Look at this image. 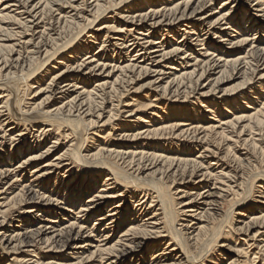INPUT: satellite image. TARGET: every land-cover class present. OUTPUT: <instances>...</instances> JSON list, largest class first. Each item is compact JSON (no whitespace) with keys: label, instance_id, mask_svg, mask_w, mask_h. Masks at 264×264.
I'll list each match as a JSON object with an SVG mask.
<instances>
[{"label":"bare ground","instance_id":"obj_1","mask_svg":"<svg viewBox=\"0 0 264 264\" xmlns=\"http://www.w3.org/2000/svg\"><path fill=\"white\" fill-rule=\"evenodd\" d=\"M217 1L92 0L88 4L86 0H0V52L6 53L0 58V264H4L3 259L10 253L17 257L9 259L7 264H41L38 259H32L36 258V246L40 243L58 250L78 251L88 247L87 257L84 260L76 258L77 262L73 264H130L135 257H139V264H221L223 259L219 258L222 254H217V249L223 246L218 247L217 242L223 234L231 242L235 231L230 226L234 208L245 201L244 196L248 193V190L239 195L237 193L245 184L242 180L243 166L240 165L242 162L236 165L235 159L230 166L232 161H227V156L231 155L233 145L230 147L228 142L233 136L240 141L245 132L264 128V99L259 102L264 97V86L259 85L257 89L253 82L250 83L251 78L244 80L245 75L253 76L264 68V0H252L256 1L254 11L258 14L255 20L245 14V18L242 16L245 11L241 0H225L219 7L221 11L202 15ZM233 2L237 5L228 7ZM241 8L239 19L231 21L230 16L235 14L232 10L235 12ZM110 13L113 17H108ZM53 14L56 16L54 19L44 22V16L52 17ZM98 22L101 23L97 25ZM14 25L23 28L22 32L13 29ZM94 25L97 27L93 33L104 32V38L98 49L100 54L89 56V44L92 42L82 47L80 40ZM73 27L74 30H71ZM174 30L182 32L181 39L184 40L167 49L170 43L167 44V36H176ZM61 31L69 34L66 36ZM229 33L236 35L229 37ZM259 33L261 39H256ZM92 35L86 41L92 39ZM158 36L161 41L155 39ZM211 36L219 39L220 43L227 42L228 48L204 43ZM105 38L109 45L102 49ZM186 40L193 41L194 47L206 46L203 55L190 58L192 65L186 61L191 56ZM108 48L116 55L112 61H109ZM182 50L185 55L180 58ZM84 52L83 59L77 60L78 55ZM34 55L37 58L43 55L44 61L30 70L31 60L36 61ZM101 56L107 59L102 61ZM59 58L63 61L55 65L64 69L53 73L49 63ZM121 59L124 61L120 65L113 64ZM178 60L181 61L179 64L176 63ZM165 68L174 73L160 86ZM228 68L234 76L243 77L245 82L241 86H246L245 89L236 91L233 101H210L212 90L221 82ZM133 73L156 77L147 86L150 85L155 93L159 90L160 94L152 96L154 99H150L148 105L122 101L126 85L131 84L135 76H132ZM215 75L216 78L210 80ZM100 76L103 78L96 79ZM113 77L114 80L109 82ZM47 78L49 82L42 83L44 88L42 85L37 88L32 86ZM263 78L264 74L259 80ZM91 79L96 80L93 87L86 91ZM202 79H209L210 87L197 95L195 101L201 103L199 107H170L174 111L172 114L168 105L160 110L152 109L157 96L165 98L172 95L176 98L184 93L183 102L190 104L186 102L188 94L185 93L187 89H197ZM249 83L253 87L248 88ZM116 85L119 88H115ZM245 90L249 91L244 94ZM32 93L35 97L45 94L37 104L27 106L26 101L34 100V97L29 98ZM114 93L118 97L117 104L110 103L109 110L105 112L107 103L114 100ZM51 100H58L59 105L49 110L46 104ZM217 105L224 109L216 112ZM128 108L127 118L135 120L115 123L117 113ZM204 108L203 112L211 114L209 118L200 116V109ZM145 111L153 112L148 115ZM140 112H145L144 116L135 117ZM104 113L107 118L102 121ZM206 120H211V123ZM32 129L40 135L36 137H42L44 142L55 135L52 144H57L60 139L70 144L51 162L40 166L37 162L49 155L52 146L45 144V150L41 151L43 146L40 149V144H27L23 133ZM93 129H102L98 135L94 134L96 141L88 138ZM116 132L119 135H115ZM213 138H218L219 144L227 146L225 151L217 147L219 144ZM89 139L93 143L87 147ZM168 139L177 143L168 148L170 146L163 145ZM210 147L217 150L213 152V156L216 155L213 160L201 156L203 152L209 153ZM196 150L198 155L192 158L191 153ZM24 153L27 154L20 158ZM220 153L223 156L220 157ZM16 159L19 160L16 166L12 165ZM63 169L66 179L58 181L57 178L58 182L52 185L54 188L46 190L49 177ZM82 169L87 172L86 181L74 176L70 186L63 190L65 193L61 192L64 194L62 198L59 193L62 188L58 190V186L65 184L63 182L71 178L75 170ZM234 170L237 173H233ZM26 171H29L30 180L9 195V191L24 180ZM167 178H171V184L176 182V178L180 182L187 181L188 187L184 191L177 190L181 194L178 199H175L177 193H171L169 189L171 184H166ZM260 178H264V173L254 176L253 182L260 181ZM101 179L103 182L98 187ZM253 182L249 183L248 189L254 187ZM208 185H220L226 197H231L229 199L233 201L212 231L204 224L207 211L200 212L196 204L201 194L206 193ZM200 190L202 192H198ZM182 198H186L185 201L174 203ZM259 198L263 201L257 203L260 207L255 210L259 212L243 227L246 226L247 231L255 229L256 233L263 235L264 196ZM132 200L134 209L128 206ZM60 210H65L66 214L59 213ZM148 211L150 213L146 214ZM16 213L19 226L9 230L7 225L13 223ZM22 214L38 218L37 227L32 229L35 221L25 220ZM237 215L244 217V214ZM90 220H94V227L87 230L85 227ZM121 227L124 228L112 243L111 233ZM189 229H193L192 232L183 233V230ZM96 234H99L97 238ZM151 239L156 241L154 247L150 246ZM79 240L83 242L78 244ZM252 240H256L255 236ZM197 245L199 249L193 254L191 247ZM260 248L264 264V245ZM236 252L237 256L238 252L247 254L243 250ZM73 255H78V252L71 253L68 258L58 253L42 264H72ZM244 262L254 264L246 256ZM228 264H234V261Z\"/></svg>","mask_w":264,"mask_h":264},{"label":"rangeland","instance_id":"obj_2","mask_svg":"<svg viewBox=\"0 0 264 264\" xmlns=\"http://www.w3.org/2000/svg\"><path fill=\"white\" fill-rule=\"evenodd\" d=\"M87 2H88V4L89 3H91L92 2V0H86ZM225 0H218L213 6H211L210 8H208L207 10H205L203 13H202V15L203 14H206V15H210L211 13L213 14L214 12H219V11H221V10H219V7L221 6V3L222 2H224ZM230 1H234V0H230ZM230 1H229V3H230ZM242 1V3L244 2V6H243V4L241 5V6H243V10L245 11L243 14H242V16L245 18V15H246V17L247 16H249V17H252V19H257V18H255L256 16L258 17V14H257V12H255L254 10L256 9L255 7H254V5H255V3H256V1H252V0H241ZM234 5H237V3H231L228 7H233ZM158 9H159V6L157 7ZM238 10V11H237ZM235 12H234V9L232 10L233 11V13H235L234 15L232 14L230 17H231V21H235V20H238L239 18H237L238 16H239V12L242 10V8L241 9H237ZM248 11V12H247ZM237 12H238V14H237ZM245 14V15H244ZM113 17V14L112 13H110L109 15H108V17ZM53 17H56V16H54V14H53V16L52 17H49V15L46 17V16H44V22H49V20H50V18H52V19H54ZM215 18V17H214ZM99 23H101V22H98V23H96L97 25H99ZM97 25H94V27L91 29V30H89V31H86L85 32V34L84 35H82V39L80 40V46H82V47H84L87 43H89V42H92V44L90 43L89 45V48H90V50L88 51V53H91L89 56H91V55H93V53L94 54H96V53H98V54H100V50L98 51V49H100L99 48V46H100V44H101V42L103 41V35H104V32H100V33H97V34H95V33H93V31H95V29H96V27H97ZM74 28L75 27H73V29H71V30H74ZM182 28V27H181ZM180 28V29H181ZM13 29H15L16 31H21L22 32V29L23 28H18V26L17 25H14L13 26ZM14 30V31H15ZM70 30V31H71ZM78 31V30H77ZM174 31H176L177 32V30H174ZM63 34H64V32L63 31H61ZM76 32V30L75 31H73L72 32V34L74 35V33ZM61 33V34H62ZM68 33V32H67ZM67 33L65 32V35L67 36ZM93 34L92 35V39H89L88 38V40L86 41V39H87V37L90 35V34ZM62 34V36H64ZM69 34V33H68ZM103 34V35H102ZM180 34V35H179ZM182 32H177V34H176V36H174V34H171V35H168L167 37V44L169 43V41H170V43L168 44V48L167 49H171V47H173V45H175V43L178 41H183L184 39L182 38L181 39V37H182ZM231 35H236V34H233V33H229V37H231ZM174 36V37H173ZM233 36V37H234ZM261 33H259V34H256V36H255V38L257 39H261ZM171 38V39H170ZM95 39H97V40H95ZM155 39H157V41H161V39H160V37L158 36V37H155ZM226 39H231V38H225V40ZM102 40V41H101ZM256 40H254L253 42H255ZM106 42V43H105ZM177 42V43H178ZM186 42L188 43V46H190V49H191V51L190 52H188L191 56L186 60V61H188L189 63H188V65H192L193 64V61H191V59L190 58H192V59H194L195 58V56H197V55H199V54H201V55H203L204 53V51H205V49H206V46L204 45V46H202V47H194V43H193V41L192 42H190V40H186ZM83 43V44H82ZM95 43H97V44H95ZM204 43H206V44H212V43H215L216 45H221V47H224V48H228V45H227V42H224V43H220L219 42V39H216V38H214L213 36H211L210 38H206V40H204ZM220 43V44H219ZM262 43H264V40H262ZM84 45V46H83ZM109 45V43L107 42V39L105 38V41H104V43H103V46L101 47L102 49L104 48V47H107ZM166 45V44H165ZM93 47V48H92ZM167 47V46H166ZM16 49H18V48H16ZM94 50V51H93ZM107 51H108V55L110 56V59H109V61H112V59L113 58H115V54H112L111 52H110V49L108 48L107 49ZM117 51V50H116ZM183 51L184 50H182V54H180L179 55V57L181 58V57H184V53H183ZM110 52V53H109ZM0 53H2L1 55H0V58L2 57L3 58V56L6 54L5 52H0ZM85 54V52L84 53H82L81 55H78L79 57H78V59L77 60H82L83 59V57H82V55H84ZM103 55V54H102ZM30 56V55H29ZM32 56V55H31ZM30 56V58H33V57H31ZM40 57L41 58H37L35 55H34V60L36 59V61H32L31 60V64H30V70H33V69H35L36 67H38V65L39 64H41V63H43V61H44V59H43V55H40ZM104 58V59H103ZM41 59V60H40ZM97 59V58H96ZM100 59H102V61H104V60H106L107 58H106V56H101L100 57ZM198 59L200 60V59H202V58H199L198 57ZM29 61V60H28ZM58 61H63V60H60V58L59 59H57L56 61H54V62H52V63H49L50 65V67L52 68V69H54L53 70V73H55L57 70H63L64 69V67L62 68L61 66H57V65H55V63H57ZM108 61V62H109ZM124 61V59H121L119 62H118V60H116V61H114L113 62V64H116V65H120L122 62ZM35 62V63H34ZM106 62V61H105ZM118 62V63H117ZM181 61H179L178 60V62H176V63H180ZM34 63V64H33ZM33 64V65H32ZM69 64H71V63H69ZM110 64H111V62H110ZM168 64H171V62H168ZM167 66H170V65H167ZM59 67V68H58ZM32 68V69H31ZM62 68V69H61ZM179 70H180V68H178ZM229 72H228V71ZM217 72V71H216ZM215 72V73H216ZM49 73H52V72H49ZM174 73V71L172 70H168V68H165V70L163 69V74L161 75V79H160V81H161V83H160V86H163L164 84H165V82L166 81H168L169 80V78L171 77V75ZM117 74V73H116ZM264 74V68L263 69H260L257 73H255L253 76H251V75H245V77H244V80L246 81L247 79H249V78H251L252 80H251V82L250 83H254V85H255V87H257V89L259 88L258 86L259 85H261L262 87L264 86V78H263V80L261 81V80H259L260 79V76L261 75H263ZM135 75V76H134ZM132 76H134V77H132L133 78V81H132V83L131 84H127L126 86V91H124L123 93H124V98L122 99V101H126V100H128L127 102L128 103H141V105H148V103H149V101H150V99L152 100V99H154L152 96H155V95H157V94H160L158 91L159 90H157V92L155 93V92H153V90H151L152 89V87L150 86V88H149V86H147V84L150 82V81H152V80H154L156 77L155 76H153V74H145V73H141L140 75H137L136 73H133L132 74ZM103 78V76H100V77H98V78H96V79H102ZM213 78H216V75H215V77L213 76V77H211L210 78V80H212ZM96 79H91L90 81H91V83L88 85V86H86V91L88 90H90L91 89V87H93V84H94V82L93 81H95ZM114 80V77L112 78V79H110L109 80V82H112ZM221 82L220 83H218L214 88L215 89H213L212 90V92H211V94H210V101H215V102H228V101H233V100H235V98H233L234 96H236V91L238 92V91H241V89H245V87L243 88L241 85H243V83L242 82H245L244 80H243V77L242 78H239L238 76H234L233 75V73H232V70L230 69V68H228V69H226V71H225V73L223 74V76L221 77ZM261 81V82H260ZM49 82V78H47V79H44L43 80V82H38V83H36V84H33L32 86L34 87V88H37L38 86H41L42 85V88H44L43 86V84L42 83H48ZM208 83H210V81H209V79H202L200 82H199V85H198V87H197V89H195V90H190V89H187L186 91V95H187V98H186V102L188 101L190 104H185V102H183V96H184V93L181 95L180 94V96L179 97H176L175 98V96H172V95H168V96H166L165 98H161L160 96H157V97H155L156 98V102H154V106L153 107H155V108H152L153 110H157V109H161V108H163V107H166L167 105L169 106V108H168V110H170V113L172 114L174 111H172V107H183V108H188V107H193L194 105H196L197 107H199L198 105H200L201 103H199V102H196L195 101V99H196V97H197V95L198 94H200V93H202V92H205L206 90H208V88L210 87V86H208ZM249 83V85L247 84V87L249 88H251V87H253V86H251L252 84H250ZM262 83V84H261ZM79 86H83V85H79ZM88 87V88H87ZM239 87V88H238ZM254 87V88H255ZM115 88H119V86H115ZM207 88V89H206ZM37 89H34V91H36ZM215 90V91H214ZM250 90V89H249ZM249 90H245L243 93L245 94V92L246 91H249ZM191 91V92H190ZM78 92H81L80 90H78ZM191 93V94H190ZM33 94L34 93H32L31 94V96L29 97V98H31V97H34V98H32V99H34V100H30V101H26V103H28L27 104V106H30V105H33V103H38L44 96V94H40L39 96H33ZM190 94V95H189ZM193 94V95H192ZM248 93H246V95H247ZM127 95V96H126ZM115 96H117L116 95V93H114L113 94V96H112V99H114V100H111L109 103H107V105H106V110H105V112L106 111H108L109 110V108H110V103H112V104H114V105H116L117 103H116V100L118 99V97H115ZM132 96H134L133 98H132ZM172 98H171V97ZM189 97V98H188ZM116 98V99H115ZM148 98V99H147ZM170 98V99H169ZM179 98V99H178ZM233 98V99H232ZM129 99H131L132 101H129ZM262 99H264V97H262V98H260V100H259V102L262 100ZM136 100V102H134ZM173 100V101H172ZM176 100V101H175ZM221 100V101H220ZM57 101V102H56ZM259 102H256V104L257 105H259ZM56 103V104H55ZM59 101L58 100H51V101H49V103L48 104H46V107H49V110L51 109H53V108H55L56 106H58L59 104ZM123 104H125V103H123ZM176 105V106H173V105ZM172 105V106H171ZM185 106V107H184ZM220 106H221V104H220ZM220 106L219 105H217L216 106V108L215 109H217V111L216 112H219L222 108H220ZM171 107V108H170ZM130 108H128V109H121L120 111H121V113H117V114H119V115H116V116H118L116 119V121H115V123H118V122H124V123H126L125 121H130V120H132V122H133V120H135V118L134 119H130V118H127L128 117V110H129ZM132 109H134V108H132ZM205 109L206 108H204V109H200V112L199 113H202V114H200V116H202V115H205L207 118H209L210 117V115L211 114H209V113H205V112H203V111H205ZM224 109V108H223ZM222 109V110H223ZM211 110V109H210ZM212 110H214V108L212 109ZM124 111V112H123ZM202 111V112H201ZM145 112H147L148 113V115H151V113L153 112V111H145ZM145 112H140V113H138V115H136L135 117H137V116H144V114H145ZM160 115V114H159ZM159 115H157V116H159ZM216 115H218V113L216 114ZM228 116L230 115L231 116V114H227ZM107 118V114L106 113H104V115H103V117H102V121H104L105 119ZM177 121V120H176ZM206 122H210L211 123V120H206ZM205 122V123H206ZM213 123V122H212ZM101 123H99V125H100ZM215 124V123H214ZM20 129H22V127H20ZM33 130V131H32ZM32 130H29V131H24V133L23 134H25L26 135V138H27V140H28V142H27V144H33V146H35V145H38V144H40L41 146L39 147L40 149H41V147L43 146V150H41V151H44L45 150V144H46V146H52V148H50V153H49V155L48 156H46V158H43V160H40L39 162H37V164L38 165H43V164H46V163H48V162H51L54 158H56L57 157V155H59V154H61L64 150H65V148L70 144V142H65L64 140H59L58 141V143L57 144H52L55 140V138L54 137H56L55 135H51L50 137H48V139L44 142V139L41 137V138H39L40 137V135L36 132V130L35 129H32ZM102 131V129H93V131H91L90 133H89V135H88V138H92V139H94L95 141L97 140L94 136L97 134H99V132H101ZM254 131V132H253ZM258 131V132H257ZM93 132V133H92ZM262 132H264V128H261V129H256V130H250V131H247V132H245V134H244V136H242L241 137V139H240V141L237 139V138H235V136H233L231 139H230V141L228 142V144H230L229 146L231 147L232 145V147L230 148L231 149V152H230V154L232 155H230L229 157L227 156V159H229V160H227V161H234V159H235V164L237 165V162H238V164H240L241 162V164L240 165H242L243 167H241L242 169H241V171L243 172V176H242V180H244L243 182H245V184L243 183V187H241V189L239 190H237V193H238V195L239 194H241L242 193V191L243 190H248L247 192L249 193H246V195L244 196V200L245 201H242V204L241 205H238L237 207H235L234 208V217H233V222H231V227H233V229L235 230V231H233V235H231L232 236V240H231V242L229 243L228 242V240H227V235H225V234H223L222 236H221V238L218 240V242H217V245H218V247L219 246H223L221 249H217V254H222L220 257L221 258H219V259H223V260H220L221 261V264H228V262L230 261H234V264H246L244 261H245V256L248 258V260L249 261H254V264H263V257H261V255H260V253H261V251L260 250H262L261 248L259 249V247H262L263 245H264V234L262 235V234H258V233H256L257 231L255 230V229H251V230H249V231H247V228H246V226H244L243 227V224L245 225V223H246V225L248 224V221H249V219H251V217L252 216H255V215H257V213L259 212L258 210H255V209H257V208H259L260 207V205L259 204H257L258 202L260 203V202H263V201H261L260 200V196L261 195H263L264 196V178H260L259 180L260 181H255V182H253V179H254V176H256V175H259V174H263L264 173V133H262ZM37 133V134H36ZM92 133V134H91ZM248 133V134H247ZM259 133H260V135H259ZM53 134V133H52ZM95 134V135H94ZM259 135V136H257V135ZM37 135H39V137H36ZM115 135H119L118 134V132H116L115 133ZM247 135V136H246ZM254 136V137H253ZM250 137V138H249ZM260 137V138H259ZM255 138V139H254ZM92 139H89L87 142H86V146L87 147H90L91 146V143H93V142H91V141H93ZM214 139V138H213ZM212 139V142L214 143L215 141V143L216 144H219V142L218 141H220V140H218V138H215L214 140ZM217 139V140H216ZM234 139V140H233ZM258 139V140H257ZM251 142V144H250V142ZM232 141V142H231ZM235 142V144H234V142ZM244 141V142H243ZM246 141H248V143L246 142ZM44 142V144L42 145V143ZM177 143V141H175V140H173V139H168V140H165V143H163V145L164 146H166V147H168V146H170V147H168V148H171V145L173 144V143ZM218 142V143H217ZM236 142H238V143H236ZM239 142H241V143H239ZM261 142H262V144H261ZM244 143L246 144V145H244ZM259 143H260V145H259ZM170 144V145H169ZM215 144V145H216ZM250 144V145H249ZM253 144V145H252ZM234 145H235V147H234ZM251 146V147H249V146ZM263 145V146H262ZM6 146H9V143H6ZM22 146H24L23 145V143H22ZM138 146H140V145H138ZM261 146V147H260ZM95 147H96V144H95ZM94 147V148H95ZM172 147H174V146H172ZM215 147V146H214ZM214 147H210L208 150H209V153L208 152H203V150H201L203 153H201V156L202 157H206V159L207 160H213V159H215V157H216V155L215 156H213V152L215 153V152H217V150L214 148ZM217 147L219 148V149H221L222 151H225V149H226V147L227 146H224V144L222 145V144H219V145H217ZM223 147H225L224 149H223ZM244 147H245V149H244ZM254 147V148H253ZM134 148V147H133ZM246 148H248L247 149V151H246ZM260 148V149H259ZM240 149H241V151H240ZM245 151H244V150ZM254 149V150H253ZM255 150H258L257 152L255 151ZM260 150V151H259ZM199 151V150H198ZM219 152H221V151H219ZM259 152H261V153H259ZM27 153H24V154H22V157H20V158H23L25 155H26ZM222 153H220V157L221 156H223V154L221 155ZM193 155V157L192 158H195L198 154H197V150L196 151H192V153H191V156ZM236 155V156H235ZM195 156V157H194ZM239 156H243V157H239ZM248 156V157H247ZM233 157V159H231ZM239 158H240V160H239ZM231 159V160H230ZM244 159H246V160H244ZM200 160V159H199ZM198 160V161H199ZM238 160V161H237ZM263 160V161H262ZM19 160L18 159H16L13 163H12V165H14L15 164V166H16V163L18 162ZM250 161H252V162H250ZM230 163V166H233V164H234V162L233 163ZM252 165H251V164ZM249 164V165H248ZM251 165V166H250ZM246 166V167H245ZM249 166V167H248ZM256 167V168H255ZM262 167V168H261ZM31 168V167H30ZM247 168H248V170H247ZM250 168V169H249ZM245 169H246V171H245ZM250 170H252V171H250ZM262 170V171H261ZM82 171V172H81ZM75 170V172H74V174L72 175V177L71 178H69L68 180H66V181H64L63 183H65V184H62L61 186H58V190L59 189H61L60 190V195H62V198H63V196H64V194L63 193H65V192H63V190L65 189V187H67L68 185L70 186V184L72 183V181H73V179H74V176H78V177H82L83 178V181H86V178H85V175L87 174V172H85L84 171V169H82V170ZM248 171V172H247ZM28 172L29 171H26L25 172V178H24V180H21L15 187H13V189L11 190V191H9V195L13 192V193H16L17 191H18V189L20 188V186H22L23 184H25V183H27L30 179H29V174H28ZM64 172H65V169H63V170H61L60 172H57V173H54L53 175H51L50 177H49V182H47V183H49L48 184V188L46 189V190H52L53 188H54V186H52L53 185V183L54 182H58V181H60V179L62 180V179H66V178H64L65 177V174H64ZM235 172V170L233 171V173ZM245 172V173H244ZM258 172H259V174H258ZM235 173H237V172H235ZM251 173V174H250ZM62 174V175H61ZM245 174H246V176H245ZM253 174V175H252ZM57 175V176H56ZM84 175V176H83ZM239 175V174H238ZM247 175H248V177H247ZM64 176V177H63ZM249 176H250V178H249ZM252 176V177H251ZM55 178V179H54ZM57 178H58V181H57ZM249 178V179H248ZM103 179V178H102ZM100 180L99 181V184H98V187L99 186H101V184H102V182H103V180ZM248 179V180H247ZM11 180V179H10ZM51 180V181H50ZM165 180H167L166 181V184L167 185H169V184H171V178L169 179V178H167V179H165ZM82 181V182H83ZM170 181V182H169ZM210 182H212V181H210ZM253 182V186L254 187H251V188H249L248 189V186L250 185L249 183H252ZM187 181H185V182H180V180H179V178H176V182H174L173 184H171L170 185V191H171V193H177V196L176 195H174V197H175V199H178L179 197H180V195L181 194H178V192H177V190L178 191H184L185 190V188H187L188 186H187ZM257 183V184H256ZM209 184H211V183H209ZM173 185V186H172ZM263 187H262V186ZM4 187V186H3ZM2 187V188H3ZM247 187V188H246ZM261 187V188H260ZM221 188H223V187H220V185H216L215 187H213V186H209L208 185V188H206L205 190V194L203 193V194H201L202 196H201V198H200V200H197V206H198V208H199V211L200 212H202V211H204V212H206V217L204 218V224H206V226H208V227H210V230L212 231V230H215L216 228H217V226H218V224H219V222H220V220H222V218H224V213L225 212H227L228 211V209H230L229 207L231 206V204H232V200H230L229 198H231V197H226V193H224L223 192V189L221 190ZM218 189V190H217ZM220 189V190H219ZM254 190V191H253ZM257 190V191H256ZM261 190V191H260ZM77 191H78V189H77ZM222 191V192H221ZM241 191V192H240ZM253 191V192H252ZM61 192H63V193H61ZM191 192H193V193H195L196 191H191ZM198 192H202V190H200V191H198ZM256 192V193H255ZM260 193H262V194H260ZM254 194V195H253ZM257 194V195H256ZM224 196H225V198H224ZM249 196H251L250 198H249ZM253 196V197H252ZM1 198V197H0ZM203 198V199H202ZM242 198V197H241ZM185 199L186 198H182V199H180V200H175V202L174 203H176V202H178V201H185ZM228 199V200H227ZM247 199V200H246ZM230 200V201H229ZM252 201V202H251ZM257 201V202H256ZM210 202V203H209ZM129 203H131V204H129ZM129 203H128V206H129V208L130 209H134L135 207H134V201L132 200L131 202L129 201ZM207 204V206H204V204ZM251 203V204H250ZM212 204V205H211ZM250 206V207H248V206ZM253 206H255V207H253ZM259 206V207H258ZM147 208V207H146ZM217 208H218V211H217ZM250 208V209H249ZM215 209V210H214ZM77 211V210H76ZM75 211V212H76ZM59 213H62V214H66V212H65V210H60V212ZM150 212L148 211V212H146V214H149ZM244 214V217H240V216H238L237 214ZM18 216V214L16 213V214H14V216H13V223L10 225L9 223H8V225H7V227L9 226L10 228H9V230H13V228L12 227H18L19 226V224L17 223L18 222V219L16 218ZM70 216H73V215H71L70 214ZM223 216V217H222ZM21 217H23L25 220H29L30 222L31 221H35V223L33 224L34 226L32 227V229H35L36 227H37V223L39 222H37V220H39L38 218H35V216H32V217H30V216H27V215H24V214H22V216ZM221 217V218H220ZM64 218V217H63ZM190 219H184V221H189ZM216 220V221H215ZM193 222L195 223V222H197L196 220H193ZM210 223V224H209ZM217 223V224H216ZM36 225V226H35ZM217 225V226H216ZM30 226V225H29ZM94 227V220H90L89 221V223L86 225V227L85 228H87V230H89V229H91V228H93ZM179 229H181L180 228V226H177ZM216 227V228H215ZM12 228V229H11ZM96 228V227H95ZM124 227H121L120 229H118V230H116L114 233H111V234H113V236L111 237V239H112V243H113V241H116V239H117V237L119 236V232L123 229ZM193 228H194V226H193ZM213 228V229H212ZM246 228V229H245ZM14 229H17V228H14ZM245 229V230H244ZM190 230V231H189ZM188 231L187 230H183V233H185V234H188V233H190V232H192V230L193 229H189ZM228 229H226V231H227ZM244 230V231H243ZM94 231H95V229H94ZM196 232H194L193 234H195ZM260 233H262V232H260ZM93 234H95V233H93ZM110 234V235H111ZM202 235H204V234H202ZM97 236H99V234H96V238H97ZM253 236H255V239L256 240H252V238H253ZM101 240V239H100ZM227 241V242H226ZM258 241V242H257ZM81 242H83V241H81V240H79V243L78 244H81ZM244 242H246L247 244H245ZM111 242H110V245L112 244ZM156 243V241L155 240H150V246H152V247H154V244ZM244 243V244H243ZM223 244V245H222ZM228 244V245H227ZM59 246V245H58ZM237 246H239L240 248H238ZM250 246V247H249ZM194 247L196 248V250H194ZM228 248V249H227ZM199 249V246L197 245V246H192L191 247V252L193 253V254H195V253H197V250ZM257 249V250H256ZM31 250H32V248H31ZM221 250V251H220ZM239 250H243V251H247L246 253L247 254H244V252H242L241 254L238 252V255L239 256H237V252L236 251H239ZM220 251V252H219ZM74 252H78V255H73V256H71L72 257V259H74V260H70V262L73 264V263H76L77 261H75V259L76 258H83V260L85 259V257H87V255L89 254V249H88V247H86L85 249H83V250H78V251H73V250H71V249H65V250H62V249H60L59 248V250L57 249V248H50L49 246H47V245H44L43 243L41 244H38L37 246H36V250H35V257L36 258H32L33 259V261L34 260H39L40 262H41V264L42 263H44V262H48L49 260V258H51V257H56V255H58V253H60L61 254V256H63V257H66V258H68L69 256H70V254L71 253H74ZM254 253H257L256 255H253ZM55 255V256H54ZM141 255V254H140ZM260 255V256H259ZM139 256V255H138ZM13 257H17V255H13V254H9V257H7V258H4L3 259V261H4V264H7L8 262H9V259H11V258H13ZM255 258V259H253L252 260V258ZM137 260V261H136ZM228 260V261H227ZM63 261V260H62ZM135 261V262H134ZM129 262V261H128ZM84 263V262H83ZM139 264V257H135L134 259H133V261L132 262H130V264ZM215 263H217V262H215ZM88 264H90V263H88ZM207 264V263H206Z\"/></svg>","mask_w":264,"mask_h":264}]
</instances>
